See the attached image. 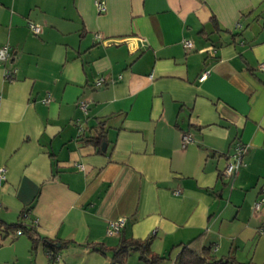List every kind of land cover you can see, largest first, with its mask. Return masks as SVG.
<instances>
[{
  "label": "crops",
  "instance_id": "0c3cea01",
  "mask_svg": "<svg viewBox=\"0 0 264 264\" xmlns=\"http://www.w3.org/2000/svg\"><path fill=\"white\" fill-rule=\"evenodd\" d=\"M97 1L0 0L16 70L0 65V264H111L120 238L149 235L155 264H176L200 233L217 258L264 264V0ZM24 209L40 237L67 241L56 260L8 228Z\"/></svg>",
  "mask_w": 264,
  "mask_h": 264
},
{
  "label": "trees",
  "instance_id": "16d2710c",
  "mask_svg": "<svg viewBox=\"0 0 264 264\" xmlns=\"http://www.w3.org/2000/svg\"><path fill=\"white\" fill-rule=\"evenodd\" d=\"M98 135L92 138V141L99 146L105 140L104 130H98ZM28 210L24 209L20 213V220L15 223L9 224L8 228L20 230L21 233L26 234L33 243L42 240L44 249L48 254L50 261L56 260V255L63 248L67 241L59 239H49L47 237H40L33 222L26 223L24 218L27 216ZM121 232V231H120ZM120 234V233H119ZM203 233L191 238L185 243L181 244V250L178 252L175 263L176 264H238L234 258H217L213 254L212 247L205 246L202 243ZM153 236L149 235L145 238H132L122 237L118 244L111 248L112 257L111 264H124L128 254L132 251H136L139 254V258L146 264H155L157 260L163 257L153 253L150 249ZM92 248L99 251L109 249L102 244H90Z\"/></svg>",
  "mask_w": 264,
  "mask_h": 264
},
{
  "label": "built area",
  "instance_id": "2783aa9c",
  "mask_svg": "<svg viewBox=\"0 0 264 264\" xmlns=\"http://www.w3.org/2000/svg\"><path fill=\"white\" fill-rule=\"evenodd\" d=\"M96 5H97V9L99 13H102L105 11V5L103 1L98 0L96 2ZM239 25H240L239 23H236V26H239ZM28 26L33 33L36 34L40 32V26L38 24L29 23ZM183 45L185 47H190L191 42L189 40H186L183 42ZM10 54H11V48L9 45L5 44L3 46H0V65H3L4 78L9 81L13 79V75L16 71L15 69H8L5 67V64L8 58L10 57ZM258 69L261 71H264V61L258 64ZM206 75H207V71H203L199 75L198 80L202 81L203 79H205ZM102 82H103V79L98 78L94 84L95 86H100L102 85ZM43 101L47 102L48 99L46 98ZM78 106L82 110V112L86 113L87 103L84 100H79ZM190 140H191V137L188 133L182 134V146H184ZM243 151H244V146H242L241 144L235 145L233 152L230 154L228 162L224 168V173L226 175L234 174L238 170V168L242 165ZM79 167H81V165H79ZM5 173H6V168L4 166H0V184H2L6 179ZM262 203H264V194L255 201L254 209L259 210ZM124 222H125L124 217H118L114 220L109 221L106 227V234L110 236L119 235L122 227L124 226ZM262 231H264V229H262ZM16 233L21 234V231L18 229L16 230ZM58 257L59 255L57 254L56 259Z\"/></svg>",
  "mask_w": 264,
  "mask_h": 264
},
{
  "label": "water",
  "instance_id": "95a60500",
  "mask_svg": "<svg viewBox=\"0 0 264 264\" xmlns=\"http://www.w3.org/2000/svg\"><path fill=\"white\" fill-rule=\"evenodd\" d=\"M101 147H102V150L104 151L105 150V142L102 143Z\"/></svg>",
  "mask_w": 264,
  "mask_h": 264
}]
</instances>
